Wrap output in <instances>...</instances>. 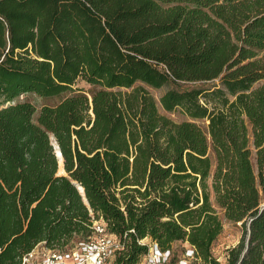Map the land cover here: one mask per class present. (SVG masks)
I'll list each match as a JSON object with an SVG mask.
<instances>
[{"label":"trees","instance_id":"obj_1","mask_svg":"<svg viewBox=\"0 0 264 264\" xmlns=\"http://www.w3.org/2000/svg\"><path fill=\"white\" fill-rule=\"evenodd\" d=\"M169 81L200 84L159 99L191 121L146 89ZM23 94L67 95L34 120ZM262 206L264 0H0V264L99 220L115 264L142 240L221 264L224 221L245 228L225 264H264Z\"/></svg>","mask_w":264,"mask_h":264},{"label":"built area","instance_id":"obj_2","mask_svg":"<svg viewBox=\"0 0 264 264\" xmlns=\"http://www.w3.org/2000/svg\"><path fill=\"white\" fill-rule=\"evenodd\" d=\"M92 230V236L70 249L49 250L39 245L23 256L21 264H81L80 257L85 253L92 264L97 261L99 264H115L116 256L123 250L120 240L108 233L102 220L95 221ZM139 244L146 246L147 251L138 264H205L195 248L187 244L180 252L172 246L161 250L156 242L150 240H142ZM40 247L42 249L39 252Z\"/></svg>","mask_w":264,"mask_h":264},{"label":"rangeland","instance_id":"obj_3","mask_svg":"<svg viewBox=\"0 0 264 264\" xmlns=\"http://www.w3.org/2000/svg\"><path fill=\"white\" fill-rule=\"evenodd\" d=\"M217 83L218 82H214V83L208 84V86L217 85ZM199 85L200 84H198V83L196 84V83H184V82L169 81L166 85H164L160 89H152V88H148V87H146V89L155 98L160 113L168 116L174 122L181 123L184 121H191V120L187 116L182 114L179 110L172 112V113L164 112L162 110L161 106L159 105V99L165 92H167L169 90H188V89H192L194 87H197ZM75 88H82L86 92H88L92 89L89 85H87L81 81L77 82V86ZM66 95L67 94H63L59 97L41 98V97H38L34 94H23V95L19 96V98H17L16 100H14L13 103L18 102V101H27L30 104H32L36 109V113L34 115V120H36L38 113H39V110L42 107H44V106L53 107V106L57 105L64 97H66ZM196 123L199 126L203 127L204 129L206 128L205 122L197 121ZM59 173L63 174L62 163H60V161H59ZM244 237H245V228L242 226L241 223L235 224V223H229V222L224 221L223 232L219 236L217 241L213 244V247H212L213 257L216 258L217 260H219L221 262V264H225V262L227 260V251L230 250L231 248L238 246L241 242H243ZM82 241H84V240H82ZM82 241L80 240V242H82ZM77 244H78V242L75 239L74 243L71 246L67 247L66 249H70ZM184 246H185V243H182V242H175L174 244H172L173 249L177 252L182 251ZM41 249L42 248L40 247L39 252Z\"/></svg>","mask_w":264,"mask_h":264},{"label":"clouds","instance_id":"obj_4","mask_svg":"<svg viewBox=\"0 0 264 264\" xmlns=\"http://www.w3.org/2000/svg\"><path fill=\"white\" fill-rule=\"evenodd\" d=\"M101 251H103V249H101ZM80 262L81 264H92L91 259L87 256L86 253L80 257ZM96 264H99V262L97 261Z\"/></svg>","mask_w":264,"mask_h":264},{"label":"water","instance_id":"obj_5","mask_svg":"<svg viewBox=\"0 0 264 264\" xmlns=\"http://www.w3.org/2000/svg\"><path fill=\"white\" fill-rule=\"evenodd\" d=\"M54 149H55V155H56V157H57V159H58V156H61V153L59 152V150H58V147L56 146V145H54ZM59 154V155H58ZM264 211V206H262L261 208H260V212H263ZM245 253V252H244Z\"/></svg>","mask_w":264,"mask_h":264},{"label":"bare ground","instance_id":"obj_6","mask_svg":"<svg viewBox=\"0 0 264 264\" xmlns=\"http://www.w3.org/2000/svg\"><path fill=\"white\" fill-rule=\"evenodd\" d=\"M58 155H59V154H58ZM58 160L60 161V163H62L61 156H58ZM80 192H82V189H80Z\"/></svg>","mask_w":264,"mask_h":264}]
</instances>
